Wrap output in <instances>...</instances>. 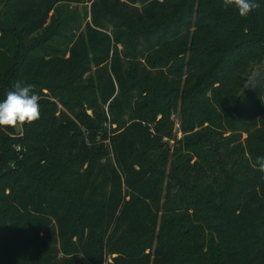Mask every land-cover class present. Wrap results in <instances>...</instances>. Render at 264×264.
Returning <instances> with one entry per match:
<instances>
[{"label":"trees","instance_id":"16d2710c","mask_svg":"<svg viewBox=\"0 0 264 264\" xmlns=\"http://www.w3.org/2000/svg\"><path fill=\"white\" fill-rule=\"evenodd\" d=\"M257 3L0 0V100L41 96L0 130V264H264Z\"/></svg>","mask_w":264,"mask_h":264},{"label":"clouds","instance_id":"9594fccd","mask_svg":"<svg viewBox=\"0 0 264 264\" xmlns=\"http://www.w3.org/2000/svg\"><path fill=\"white\" fill-rule=\"evenodd\" d=\"M223 7L234 8L240 17L247 18L260 4L257 0H223ZM40 100L41 96L33 92L30 85L17 81L13 89L7 91L6 97L0 100V130L7 132L8 128L31 125L40 120ZM252 167L264 174V156L257 157Z\"/></svg>","mask_w":264,"mask_h":264},{"label":"rangeland","instance_id":"374dc122","mask_svg":"<svg viewBox=\"0 0 264 264\" xmlns=\"http://www.w3.org/2000/svg\"><path fill=\"white\" fill-rule=\"evenodd\" d=\"M72 8V9H71ZM68 8V10H70L72 13L75 10L78 14H82L83 12V6H79V7H71ZM258 73V68H255L253 70V72H251V78L250 81L253 80L254 76H256V74ZM161 120V116H158L157 119L155 120V122L153 124L148 125V129L149 132H154V125L158 123V121ZM170 123H171V129H170V137H164L161 138V143L165 146L168 147V151L172 152L174 150L175 145L177 144L178 141H180L182 139V132H181V128H180V116L177 113H172L171 117H170ZM15 137L18 139H22L24 137L23 134V130L21 129L20 126L16 127V132L14 133Z\"/></svg>","mask_w":264,"mask_h":264}]
</instances>
